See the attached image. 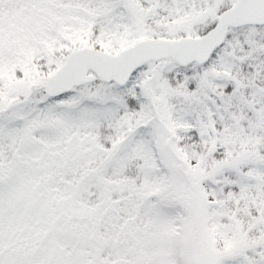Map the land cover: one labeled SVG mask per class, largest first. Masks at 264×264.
Listing matches in <instances>:
<instances>
[{
    "label": "snow or ice",
    "instance_id": "snow-or-ice-1",
    "mask_svg": "<svg viewBox=\"0 0 264 264\" xmlns=\"http://www.w3.org/2000/svg\"><path fill=\"white\" fill-rule=\"evenodd\" d=\"M0 264H264V0H0Z\"/></svg>",
    "mask_w": 264,
    "mask_h": 264
}]
</instances>
